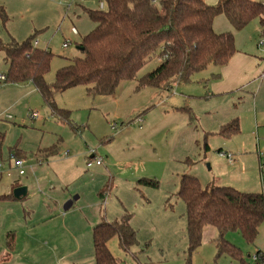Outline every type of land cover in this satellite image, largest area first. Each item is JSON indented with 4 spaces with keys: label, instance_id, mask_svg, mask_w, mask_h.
<instances>
[{
    "label": "rangeland",
    "instance_id": "1",
    "mask_svg": "<svg viewBox=\"0 0 264 264\" xmlns=\"http://www.w3.org/2000/svg\"><path fill=\"white\" fill-rule=\"evenodd\" d=\"M205 2L213 6L218 0ZM99 4V0H0L8 16L5 23L0 19V37L9 44L34 36L42 49L49 43L55 55L47 75L51 84L67 65L65 58L81 56L78 45L94 27L84 8L99 10ZM73 26L78 36L72 34ZM261 30L258 20L235 31L225 16L216 18V31L233 33L237 51L264 64ZM66 41L68 48L63 46ZM4 58L1 51L0 75L8 70ZM159 64L157 57L152 58L139 78ZM217 70L209 66L194 74L190 83L179 81L167 89L137 91L136 81L123 82L113 97L91 96L85 86L57 93L58 107L70 112L69 124L52 116L33 86L0 83V163L4 165L0 264H95L93 229L126 212L132 216L139 246L126 253L115 238L109 243L111 253L120 264H161L140 252L157 255L171 248L174 255L187 241L186 206L176 195L184 175L198 178L204 187L228 185L264 193L260 155L264 153V71L238 97H211L215 81L211 77ZM33 112H39L40 118L32 119ZM228 116L229 123L238 120L240 132L226 140L219 134L222 128L217 129ZM54 148L56 154L45 158L46 151ZM18 152L26 156L24 176L8 166L10 154ZM225 152L233 155L236 166L229 164ZM93 154L102 165L95 161L88 167ZM144 178L158 186L140 183ZM19 186L28 188L25 197H5ZM70 201L72 206L65 210ZM204 230L201 256L205 257L198 264H236L227 258L214 261L212 239L218 233L211 226ZM226 238L243 251L249 264H255L253 246L240 233L230 232ZM132 254H137V262Z\"/></svg>",
    "mask_w": 264,
    "mask_h": 264
},
{
    "label": "trees",
    "instance_id": "2",
    "mask_svg": "<svg viewBox=\"0 0 264 264\" xmlns=\"http://www.w3.org/2000/svg\"><path fill=\"white\" fill-rule=\"evenodd\" d=\"M106 3L107 9H84L95 28L78 45L83 49L81 56L65 58L67 65L57 71L51 84L47 75L55 55L50 50L34 46V36L22 43L13 40L9 44L0 37V52H4L8 64L4 84L32 85L52 116L69 124L70 112L58 107L57 93L85 86L91 96L113 97L120 85L128 81L137 82V91L167 89L179 81L190 83L194 74L209 66L220 69L227 66L237 53L233 33L215 32L214 21L218 16H225L235 31H242L254 20L264 28V0H218L213 6L205 0H106ZM0 19L4 23L8 20L1 6ZM154 57L160 64L139 78L140 71ZM239 128L238 120H234L223 126L219 134L231 138L239 134ZM56 152L55 148L47 150L45 158ZM14 156L21 160L26 157L19 152ZM140 183L158 186L156 181L145 178ZM102 194L103 191L99 195ZM176 195L186 206L187 264H191V256L202 245L207 226L218 233L217 260L228 257L247 264L243 251L226 237L230 232H238L248 245H255L264 223V193L213 184L204 187L198 178L184 175ZM5 197L16 200L13 194ZM131 220L132 216L126 214L93 229L95 264H120L109 248L115 238L126 253L139 246L138 232ZM11 243L14 246L13 239ZM257 254L263 256L260 251Z\"/></svg>",
    "mask_w": 264,
    "mask_h": 264
},
{
    "label": "crops",
    "instance_id": "3",
    "mask_svg": "<svg viewBox=\"0 0 264 264\" xmlns=\"http://www.w3.org/2000/svg\"><path fill=\"white\" fill-rule=\"evenodd\" d=\"M99 1L101 3L102 0H99ZM74 27L75 26H73V28ZM94 28H95V25H94L93 29ZM214 30L216 33H219L218 31H216V19L214 21ZM79 34L80 33L78 31V35ZM78 35H75V36H78ZM40 46H41V44L39 42L38 47L40 48ZM44 47L46 50H49L50 49L49 43H47L46 46H44ZM263 67H264V64H262V62L260 61L259 58L237 51V53L234 55V57L231 59V61L229 62V64L227 66L221 68L220 70H217L216 73L212 74L211 79H214L215 81L211 83L210 96L211 97H227V96L231 95V96L238 97L240 95V92L243 90V88L248 86L253 80H255V78H257L258 76L263 74V71H264ZM217 74H219L220 77L216 79L215 76ZM29 86H32V85H26V86H24V88L25 87L27 88ZM15 87L21 88L23 86H15ZM36 92L38 93L37 90H36ZM230 118H231V116L230 117L228 116V117H225L224 119H222L220 122V125H218L217 130H220L224 125L228 124ZM226 140H227V138H226ZM225 153H227V152H225ZM93 157L94 156L92 155L91 159H93ZM236 163H237V161L234 163L229 162V164L231 166H234V165L236 166ZM8 166L10 168L9 161H8ZM1 175H2V173H1ZM20 186H22V185H20ZM226 186H228V185H226ZM9 195H10V193L7 196H9ZM126 214H127V212H126ZM131 225L136 230L132 220H131ZM203 239H204V233H203ZM203 239H202V245L200 246V248H198L193 253V255L191 256V264H198L199 260H201V258L205 257V255L201 256V253H202L201 251H202V248L204 247V240ZM212 243H213L214 251H215V255L213 256V258H214V261L216 262V260H215L216 253H217V251H216V237H213ZM187 250H188V241H186L184 244H182L180 246V248H176V253L174 255L172 254V252L174 250H171V248L161 249L157 255H152L151 253H144L143 251H141L140 253H142L144 256H146L147 259L151 262L166 264V263L173 262L175 259H177L179 264H187V260H188ZM252 251L254 252L252 255L257 254V252L260 251L264 256V223L260 227L259 236L257 238L255 245H253ZM196 254H197V256H195ZM250 254H251V252L248 253V257L250 256ZM132 255L134 256L133 258L137 262L138 261V259L136 257L137 254H132ZM4 258H5V256H4ZM222 258H227V259L231 260L228 257H222ZM222 258H220L221 261H226ZM231 261L233 263L239 264L238 262H235L233 260H231ZM247 264H249L248 261H247Z\"/></svg>",
    "mask_w": 264,
    "mask_h": 264
},
{
    "label": "built area",
    "instance_id": "4",
    "mask_svg": "<svg viewBox=\"0 0 264 264\" xmlns=\"http://www.w3.org/2000/svg\"><path fill=\"white\" fill-rule=\"evenodd\" d=\"M106 5L104 2L101 1L100 5H99V9L103 10L105 9ZM72 34L73 35H78V31L76 28H72ZM39 45V42L36 40L34 42V46H38ZM70 45L69 42H66L63 46L64 48H68ZM260 45H264V28H262L261 30V36H260ZM6 80V77L5 75H0V83H3L5 82ZM32 118L33 119H38L40 118V115L38 112H33L32 113ZM8 119H11V116L8 117ZM224 156L227 157L228 161L230 163H234L235 160H234V157L231 153H224L223 154ZM261 157H262V161H261V168L262 170L264 169V153L263 154H260ZM93 159H89L87 165L88 167H92L94 165V162L96 163V165H102V161L101 160H97L96 157H95V154H93ZM94 160V161H93ZM9 164H10V170L11 168H14L18 171V175L19 176H24L26 174L25 172V162L24 160H21V159H17L14 155H10V159H9ZM3 163H0V171L3 169ZM8 176H10V173L8 172ZM253 262L256 263V264H264V257L261 256V255H258V254H254L253 255Z\"/></svg>",
    "mask_w": 264,
    "mask_h": 264
},
{
    "label": "water",
    "instance_id": "5",
    "mask_svg": "<svg viewBox=\"0 0 264 264\" xmlns=\"http://www.w3.org/2000/svg\"><path fill=\"white\" fill-rule=\"evenodd\" d=\"M78 51H82L83 49L78 47ZM28 188L27 187H18L14 190L13 196L16 200L21 199L27 195ZM72 206V202L70 201L66 206L65 210H68Z\"/></svg>",
    "mask_w": 264,
    "mask_h": 264
}]
</instances>
